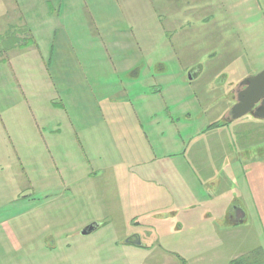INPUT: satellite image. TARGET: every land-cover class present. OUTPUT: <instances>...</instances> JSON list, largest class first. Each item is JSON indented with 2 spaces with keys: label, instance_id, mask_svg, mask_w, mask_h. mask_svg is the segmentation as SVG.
Here are the masks:
<instances>
[{
  "label": "rangeland",
  "instance_id": "374dc122",
  "mask_svg": "<svg viewBox=\"0 0 264 264\" xmlns=\"http://www.w3.org/2000/svg\"><path fill=\"white\" fill-rule=\"evenodd\" d=\"M15 4L0 37V57L12 52L0 58V264H166L160 249L182 254L195 230L213 222L206 218L204 185L226 179L225 153L264 154L263 119L249 114L217 128L228 120L238 84L264 71V0ZM196 66L202 75L190 80ZM223 74L225 83L218 84ZM59 122L70 127L63 141H54L64 147L57 153L49 142ZM191 143L214 151L199 157L197 175L192 170L196 212L190 176L176 171L188 166L179 153ZM88 169L108 182L110 195L99 194L100 182L94 190L83 176ZM25 176L36 187L32 199ZM63 178L83 182L56 186ZM165 195L175 206L158 201ZM141 206L149 210L140 214ZM218 216L225 225V215ZM92 223L98 229L82 235ZM235 229L216 237L215 253L202 231L195 242L204 259L191 262L188 254L183 263L231 264L264 248L260 221L250 211ZM134 235L143 245L127 243Z\"/></svg>",
  "mask_w": 264,
  "mask_h": 264
},
{
  "label": "crops",
  "instance_id": "0c3cea01",
  "mask_svg": "<svg viewBox=\"0 0 264 264\" xmlns=\"http://www.w3.org/2000/svg\"><path fill=\"white\" fill-rule=\"evenodd\" d=\"M4 1L5 2H4L3 10L1 9V6H0V37H4L3 34H5L6 32V28L9 27V22H7V19H10L11 15L17 12V5L15 4V0H4ZM0 3H1V0H0ZM21 17L22 16L20 15V19ZM27 33H29L31 36V31ZM10 54H12V52ZM9 55H8V58H9ZM0 58L8 59L6 57L5 58L0 57ZM97 106L99 107L98 109L100 110V112H102V107H100L99 104H97ZM111 107L117 108V106L115 105H112ZM230 110H231V107L228 109V112L226 115L229 114ZM114 119L121 120L122 118L114 117ZM91 120L96 121V118L91 117L89 121ZM223 122L224 121L222 120L221 126L217 127L218 129L224 128L229 123H231L228 120L224 123ZM80 123H84V122H79V124ZM88 123L92 125L99 124L98 122H88ZM64 124H66V126H64ZM55 127L57 129H55ZM66 127H70V123L68 122L60 123L59 122L57 126L54 125L51 128L49 149L51 148L53 152H54L53 147L58 150L57 153L64 151L63 145L62 144L56 145L55 147L54 141L57 138L61 139L62 141L64 140L65 138L64 135H66V133L63 134V130ZM210 131H214V130L210 129ZM203 138H207V140H209V133H207V131H205V135ZM81 149H85V147H81ZM247 149L248 150H246V148H243L241 152L236 153L234 155V157L236 158L230 157L229 155L230 153L226 152L225 153L226 155L224 156H226V159L228 161L227 168L230 169L228 173H225L226 179H224L225 177H223V180L217 179V181L214 183L210 181V183L204 185V187H206L207 194L210 195V198H209L210 200L205 201L206 209H208L207 210L208 214H206V218L208 222L211 220H213V222H209L206 225L205 223L201 224L200 227L195 230L192 236H196L198 238L201 232L204 231L206 235V243L208 244L206 248L210 250V252H213V253L219 252L220 246H221V242H220L221 239L216 238V237L219 235H222V239H224V237L227 236V234L235 232L234 230H236L235 229L236 226L240 223H243L248 218L249 211L259 219L260 225H261V228L264 234V154L257 153L256 156H254L251 152H248L251 149L249 148ZM208 154L210 155V157L212 156L214 157L213 150L211 151L210 150L206 151V149L199 150L197 147H195L194 143H191L189 149L185 148L183 151L179 153L180 159H183V161L186 162V164L188 163V166L187 165H177L176 166V171L178 175L182 176V173L184 172V173L189 174L190 176V184H188V186H190V188L193 187L195 190L194 198L191 200L190 205L193 207L192 210H195V212L197 211L200 204H199L198 196L196 195V193H198L197 184H196L197 177L194 174H192V170L197 175V165L200 162L199 157L205 156V155L208 156ZM239 155H244V156L243 158H240ZM234 161L235 162L238 161L239 163H235L234 167H232V162ZM231 168H234V169L231 171ZM49 175L51 174L47 173V177H49ZM83 176L84 177L87 176L89 178L88 182H91L94 184V190L96 189V187H98L99 185L98 182H100L99 194H101L102 196L107 195V192H108V195L111 194L110 189L112 187H110L108 182L106 181H105L106 184L99 181L101 177H99L97 173L93 171L91 172L88 169L87 174H84ZM27 181L30 182L29 185H31V187L34 186L33 182L29 180L28 177H27ZM192 181H194L193 185H192ZM81 182L83 181L78 180L77 184H75L63 178L62 181H60V183L57 184L56 186L65 187V188H68V187L70 188L71 186L79 187ZM208 187H212L215 190V193L212 194L209 191H207ZM33 192L34 193H32V195L30 193L31 199L33 198L35 194H37L35 186L33 188ZM166 197L167 195H165L162 198H159L158 201L161 199V203L165 207H169L170 204L175 206V202L171 201V199L166 200ZM179 199H178V202L180 204L181 203H185V205L187 204L183 200L181 195H179ZM211 203H214V204H211ZM137 209L140 214H144L149 210L147 209V207H144V206H141ZM214 209L216 210L217 214H211L212 213L211 210H214ZM238 210H241L245 213V218L240 222L236 221V212ZM221 214L225 215L224 218H221L222 220H224L225 225H222V221H220L219 223L217 222L219 219L218 215H221ZM215 215L216 217H214ZM197 238L196 240H198ZM195 241H194V244H191L188 246L186 245L182 247L180 249V252L182 254H175V253L171 254L170 252L165 251L163 249H160L159 252H161L163 254V258L166 259V264H184L183 261L185 260V258H187L188 254L190 255L191 262L204 259L201 255H199L203 247L201 243H197ZM259 249L264 253V248H259ZM259 249H256V250H259ZM211 260H212V257H211ZM143 264H146V263L143 262Z\"/></svg>",
  "mask_w": 264,
  "mask_h": 264
},
{
  "label": "water",
  "instance_id": "95a60500",
  "mask_svg": "<svg viewBox=\"0 0 264 264\" xmlns=\"http://www.w3.org/2000/svg\"><path fill=\"white\" fill-rule=\"evenodd\" d=\"M240 86H246L241 93L238 94L236 104L229 112L228 121H236L247 115H254L260 119H264V71L246 78ZM245 218V213L241 210L236 212V221L240 222ZM98 223L88 225L82 235L86 236L98 229ZM127 243L134 245H142L139 235L131 236Z\"/></svg>",
  "mask_w": 264,
  "mask_h": 264
},
{
  "label": "trees",
  "instance_id": "16d2710c",
  "mask_svg": "<svg viewBox=\"0 0 264 264\" xmlns=\"http://www.w3.org/2000/svg\"><path fill=\"white\" fill-rule=\"evenodd\" d=\"M31 39H29L30 42ZM28 44V43H27ZM27 44L22 47H28ZM30 44H32L30 42ZM231 264H264L263 252L259 249L253 253L231 261Z\"/></svg>",
  "mask_w": 264,
  "mask_h": 264
},
{
  "label": "flooded vegetation",
  "instance_id": "af4514ba",
  "mask_svg": "<svg viewBox=\"0 0 264 264\" xmlns=\"http://www.w3.org/2000/svg\"><path fill=\"white\" fill-rule=\"evenodd\" d=\"M202 70H203V68L201 67V66H196V67H193V69H191L189 72V78H190V80L191 79H194V78H198V77H200V75L202 74L201 72H202ZM225 75L223 74V75H221L220 76V78H219V80H218V84H223L224 85V83H225ZM233 88H236V87H233ZM246 88V86H243V87H241L240 86V84H238V87H237V89L235 90V98H236V100L234 101V103H233V105H232V107L236 104V102H237V97H238V94L239 93H241L242 92V90H244ZM254 116V115H253ZM230 122H233V121H230ZM224 123V122H223Z\"/></svg>",
  "mask_w": 264,
  "mask_h": 264
}]
</instances>
